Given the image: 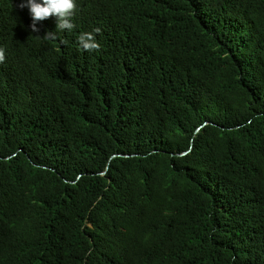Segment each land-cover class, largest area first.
Listing matches in <instances>:
<instances>
[{"label": "trees", "instance_id": "trees-1", "mask_svg": "<svg viewBox=\"0 0 264 264\" xmlns=\"http://www.w3.org/2000/svg\"><path fill=\"white\" fill-rule=\"evenodd\" d=\"M22 2L0 0V264H264V0H75L54 39Z\"/></svg>", "mask_w": 264, "mask_h": 264}, {"label": "clouds", "instance_id": "clouds-1", "mask_svg": "<svg viewBox=\"0 0 264 264\" xmlns=\"http://www.w3.org/2000/svg\"><path fill=\"white\" fill-rule=\"evenodd\" d=\"M21 8L27 7L32 19L31 30L39 32L37 24L41 21L57 17V30L55 32H46L43 36L45 39L56 38L57 31H71L75 25L72 23V17L75 14V0H24L20 5ZM101 29L96 28L93 32L81 33L78 37V43L84 51L92 52L99 50L100 45L96 41L94 33H100ZM5 59L4 49L0 48V63Z\"/></svg>", "mask_w": 264, "mask_h": 264}, {"label": "water", "instance_id": "water-1", "mask_svg": "<svg viewBox=\"0 0 264 264\" xmlns=\"http://www.w3.org/2000/svg\"><path fill=\"white\" fill-rule=\"evenodd\" d=\"M187 153H184V154H182L181 156H184V155H186Z\"/></svg>", "mask_w": 264, "mask_h": 264}]
</instances>
